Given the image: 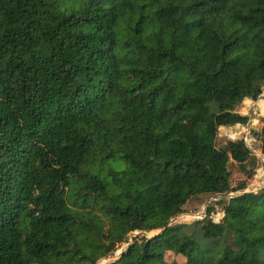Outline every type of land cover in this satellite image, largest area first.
Segmentation results:
<instances>
[{
  "label": "trees",
  "instance_id": "1",
  "mask_svg": "<svg viewBox=\"0 0 264 264\" xmlns=\"http://www.w3.org/2000/svg\"><path fill=\"white\" fill-rule=\"evenodd\" d=\"M263 86L264 0H0V264H264V187L227 195L254 156L217 145Z\"/></svg>",
  "mask_w": 264,
  "mask_h": 264
},
{
  "label": "rangeland",
  "instance_id": "2",
  "mask_svg": "<svg viewBox=\"0 0 264 264\" xmlns=\"http://www.w3.org/2000/svg\"><path fill=\"white\" fill-rule=\"evenodd\" d=\"M260 97L256 100L245 98L238 106V111L246 116V121L243 124H236L234 126H223L219 128L217 145L224 146L229 139H240L246 137V142L252 151L254 156L256 167L251 169V164L248 165L247 171H243L239 168L236 162H230V169L232 172V187L228 196H235L244 192H258L264 187V154L261 151V140L259 131L262 127L260 118L264 116V86L262 88ZM107 167H116L118 169L125 168V164L122 161H109ZM241 185H244L241 187ZM232 188L236 190L232 192ZM233 193V194H232ZM224 199V195H203L197 198L191 199L186 205V212L174 217L170 224L176 223H191L197 219H201L205 216L208 205H213L216 213L222 211V203L216 201ZM184 216V217H183ZM154 232H139L135 231L130 234L129 242L132 241L135 235L141 234L148 237L152 236ZM129 243L120 247L113 255L104 257L97 261V264H107L116 259L120 255V251L125 249ZM166 258L169 261H184V257L173 252H167Z\"/></svg>",
  "mask_w": 264,
  "mask_h": 264
},
{
  "label": "built area",
  "instance_id": "3",
  "mask_svg": "<svg viewBox=\"0 0 264 264\" xmlns=\"http://www.w3.org/2000/svg\"><path fill=\"white\" fill-rule=\"evenodd\" d=\"M244 139H245V141H247L245 136H244ZM224 214L225 213L222 210V211H218L216 213H213V215H211V216H212V218H213L214 221L218 222L224 216Z\"/></svg>",
  "mask_w": 264,
  "mask_h": 264
},
{
  "label": "water",
  "instance_id": "4",
  "mask_svg": "<svg viewBox=\"0 0 264 264\" xmlns=\"http://www.w3.org/2000/svg\"><path fill=\"white\" fill-rule=\"evenodd\" d=\"M233 197V196H232ZM128 248V245H127V247H125V249H123L122 251H121V253L120 254H122L123 252H124V250H126ZM112 262V261H111Z\"/></svg>",
  "mask_w": 264,
  "mask_h": 264
},
{
  "label": "crops",
  "instance_id": "5",
  "mask_svg": "<svg viewBox=\"0 0 264 264\" xmlns=\"http://www.w3.org/2000/svg\"><path fill=\"white\" fill-rule=\"evenodd\" d=\"M251 99V98H250Z\"/></svg>",
  "mask_w": 264,
  "mask_h": 264
}]
</instances>
